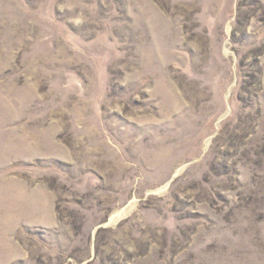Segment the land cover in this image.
<instances>
[{
  "label": "rangeland",
  "instance_id": "rangeland-1",
  "mask_svg": "<svg viewBox=\"0 0 264 264\" xmlns=\"http://www.w3.org/2000/svg\"><path fill=\"white\" fill-rule=\"evenodd\" d=\"M0 264H264V0H0Z\"/></svg>",
  "mask_w": 264,
  "mask_h": 264
}]
</instances>
